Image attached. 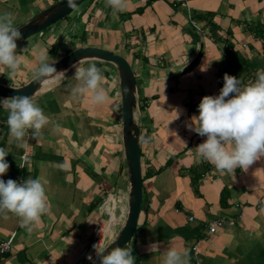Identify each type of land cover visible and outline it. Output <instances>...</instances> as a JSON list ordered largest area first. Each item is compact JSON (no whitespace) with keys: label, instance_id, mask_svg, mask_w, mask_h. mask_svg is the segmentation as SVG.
Returning <instances> with one entry per match:
<instances>
[{"label":"crops","instance_id":"1","mask_svg":"<svg viewBox=\"0 0 264 264\" xmlns=\"http://www.w3.org/2000/svg\"><path fill=\"white\" fill-rule=\"evenodd\" d=\"M56 1L0 0V13L11 12L20 27ZM70 15L17 42L20 66L14 76L0 69V84L23 86L39 56L52 63L80 47L126 59L136 81L143 181L137 226L124 246L133 249L135 264H162L168 249L187 251L188 264H264V155L247 170L222 174L197 162L192 149L206 137L188 129L202 98L219 95L227 63L243 77L241 88L264 69V0H129L116 15L105 0H87ZM93 63L105 77L106 102L74 98L70 67L33 95L48 124L35 139L29 130L23 148L10 140L8 113L0 108V148L10 165L0 179L40 178L48 197V211L31 232L18 217L0 213V241L14 236L0 264H86L96 255L93 245L102 239L105 248L125 222L129 180L118 74L104 61L80 66ZM217 218L234 225L209 233Z\"/></svg>","mask_w":264,"mask_h":264},{"label":"clouds","instance_id":"2","mask_svg":"<svg viewBox=\"0 0 264 264\" xmlns=\"http://www.w3.org/2000/svg\"><path fill=\"white\" fill-rule=\"evenodd\" d=\"M129 0H105V6L111 8L113 15L126 10ZM68 7H75V0H67ZM15 17L11 12L0 13V69L6 68L14 76L21 62L17 53L16 41L22 33L14 25ZM39 65L33 79L46 85L50 78L65 77V72H57L54 63L39 56ZM84 59L73 65V79L77 82L72 89L74 98L87 96L94 105H102L107 100L103 87L105 77L96 64L82 67ZM224 84L217 96H205L198 105L199 115L192 116L188 125L190 131L200 137H206L196 146L197 162L207 161L222 174L233 172L237 168L247 170L261 155H264V69L256 71V80L240 87V80L227 73ZM0 108L8 113L7 125L10 140L18 147H25V136L32 130V138L41 135V130L48 124V117L34 103L33 96L17 95L0 99ZM189 150V151H192ZM8 153L0 148V177L9 170L6 161ZM23 168V164H18ZM62 167V166H61ZM40 178L27 179L22 183L0 179V213H11L19 218L21 227L32 231L41 221V216L48 211V197L45 184ZM102 240V239H101ZM99 243L94 244L99 264H135L133 249L115 247L106 250ZM158 243L152 244L155 247ZM99 249V252L97 251ZM187 251L181 253L168 249L163 253L162 264H188ZM93 261V257H88Z\"/></svg>","mask_w":264,"mask_h":264},{"label":"water","instance_id":"3","mask_svg":"<svg viewBox=\"0 0 264 264\" xmlns=\"http://www.w3.org/2000/svg\"><path fill=\"white\" fill-rule=\"evenodd\" d=\"M86 0H75V7H68L67 0H58L51 6L40 11L25 24L21 25L19 30L22 38L17 42L23 41L34 36L59 20L65 19L76 7ZM99 60L112 64L118 74L120 87V98L122 107V142L127 162V173L129 180L128 209L125 222L115 237L105 249L110 252L115 247L123 248L133 237L137 226L138 215L142 202V169L140 161V133L137 123V101H136V81L133 71L122 56L106 49L96 47H80L64 55L55 61L54 67L57 72L67 71L79 60ZM194 63L191 64V66ZM52 78H50L51 80ZM41 85L34 79L20 87H8L0 84V98H11L17 95L33 96ZM86 264H99L97 255L93 261Z\"/></svg>","mask_w":264,"mask_h":264},{"label":"built area","instance_id":"4","mask_svg":"<svg viewBox=\"0 0 264 264\" xmlns=\"http://www.w3.org/2000/svg\"><path fill=\"white\" fill-rule=\"evenodd\" d=\"M3 125L8 126L7 125V122H4ZM21 159H22L21 164H23L24 163L23 160L25 159V155L24 154L21 156ZM22 182H23V179L22 178H19L17 180V183H22ZM232 225H234V221L225 220L223 218H217V219L211 221L208 224V232L209 233H214L218 229L224 228L226 226H232ZM13 238H14V236H11V237H9L6 240L0 241V258L1 257H4L5 255H7L11 251L12 244H13ZM192 254H193V256H196L197 255V251H196L195 248L192 249ZM196 264H201V263H200V261H197L196 260Z\"/></svg>","mask_w":264,"mask_h":264},{"label":"trees","instance_id":"5","mask_svg":"<svg viewBox=\"0 0 264 264\" xmlns=\"http://www.w3.org/2000/svg\"><path fill=\"white\" fill-rule=\"evenodd\" d=\"M224 52L226 57H228L229 54L232 56L233 53L232 47L228 48L227 52L226 51ZM224 71L228 73L230 76L236 77L237 79H243V77L240 74L235 73V71L232 69L230 62L226 64Z\"/></svg>","mask_w":264,"mask_h":264},{"label":"rangeland","instance_id":"6","mask_svg":"<svg viewBox=\"0 0 264 264\" xmlns=\"http://www.w3.org/2000/svg\"><path fill=\"white\" fill-rule=\"evenodd\" d=\"M86 1H87V0H86ZM86 1H84L83 3H81L78 7H76V8H75L70 14L72 15V14H73L75 11H77L80 7H83V5L85 4ZM71 15H70V16H71ZM70 16H69V17H70ZM32 17H33V16H32ZM32 17H31V18H32ZM31 18H30V19H31ZM30 19H28L27 21H29ZM27 21H25V23H26ZM25 23H24V24H25ZM34 36H35V35H34ZM68 40H69V41H68V43H69V48H72L73 45H74L75 43H70V40H72L71 38H69ZM73 50H75V49H73Z\"/></svg>","mask_w":264,"mask_h":264}]
</instances>
